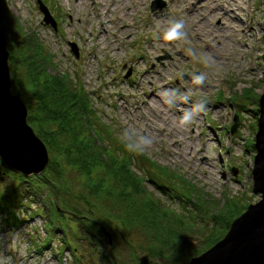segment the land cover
<instances>
[{
	"label": "rangeland",
	"instance_id": "rangeland-1",
	"mask_svg": "<svg viewBox=\"0 0 264 264\" xmlns=\"http://www.w3.org/2000/svg\"><path fill=\"white\" fill-rule=\"evenodd\" d=\"M40 1L56 29L44 23L39 0H0L7 47L35 40L49 59L50 74L68 75L90 95L105 146L135 159L132 170L146 181L147 196L158 199L161 210L146 217L147 196L135 195L127 203L133 202L137 213L145 208L140 219L127 214L125 205L102 203L103 194L89 196L75 170L57 174L58 152L47 146L52 167L44 177H25L0 160L2 195L13 193L20 201L16 218L8 216L7 207L0 211V253L13 264H139L145 254L154 264H189L261 198L253 193L252 171L264 92V0H160L165 6L155 11V0ZM171 19L185 21L190 44L154 38ZM189 46L213 58L203 86L192 82L206 69L186 54ZM165 88L190 92L189 101L169 107L159 95ZM201 97L208 100L207 111L181 128L184 110ZM235 116L241 125L231 134ZM132 128L155 138L142 156L129 154L120 143L121 132ZM121 147L125 153L118 152ZM142 159L151 162L146 171ZM153 170L167 172L173 184L167 194L148 182ZM213 213L223 219L215 222ZM107 216L113 223L105 237L94 223L103 224ZM147 220L158 223V232L144 231ZM207 241L213 244L208 247Z\"/></svg>",
	"mask_w": 264,
	"mask_h": 264
},
{
	"label": "trees",
	"instance_id": "trees-1",
	"mask_svg": "<svg viewBox=\"0 0 264 264\" xmlns=\"http://www.w3.org/2000/svg\"><path fill=\"white\" fill-rule=\"evenodd\" d=\"M8 50L11 53L10 68L13 78L17 81L23 100L29 109V124L37 128L39 136L48 147L58 152L56 158L58 164L55 166L57 174L62 176L75 170L81 180V185L87 189L89 196L96 197L103 194V199H100L102 203L113 202L115 205H125V208L129 209L127 214L131 216L136 214L141 219L145 208L137 213L133 202L127 203V201L130 199L134 201L133 196L135 195L146 194L147 196L149 192L144 184L146 181L132 170L131 164L133 160L135 161L134 158L128 159L125 155L116 156L113 150L110 151L105 146L104 135L100 129L97 130L93 121L95 112L90 95L68 75H51L47 67L49 59L43 54L40 43L35 40L27 41L26 39L19 44L10 43ZM118 152L125 153L123 147L121 150L118 148ZM106 162L110 163L111 168L106 166ZM149 162V159H142L139 163L141 169L145 170L144 165ZM49 167L52 166L49 165ZM45 173L41 176L44 177ZM167 176V172L165 175H160L153 170L148 177V182L156 190L167 194L169 188L173 187ZM5 196L0 190V211L7 207L8 216L11 219L16 218L13 210L20 204V201L14 198L13 193L6 198ZM81 198L85 197L81 195ZM188 200L191 201V198ZM3 202H8V204L2 206ZM143 202L149 212L146 217H152L156 208L161 210L160 201L151 195L145 197ZM91 203L94 204V202ZM108 206L114 208L112 205ZM187 206L188 204L185 208ZM168 212L171 213L170 209ZM206 215L210 217L209 214ZM211 217L215 222L221 219L217 213H213ZM108 218L109 216L105 218L103 224L94 223L95 227H102V229L112 227L113 222ZM145 224L149 228L144 231H149L151 234L152 230L158 232V223L147 220ZM211 239L210 236L209 241ZM207 243L208 247L213 244L208 241ZM152 252L158 253L154 250Z\"/></svg>",
	"mask_w": 264,
	"mask_h": 264
},
{
	"label": "water",
	"instance_id": "water-1",
	"mask_svg": "<svg viewBox=\"0 0 264 264\" xmlns=\"http://www.w3.org/2000/svg\"><path fill=\"white\" fill-rule=\"evenodd\" d=\"M164 6L165 3L155 0L152 10ZM39 8L44 15V23L56 29L57 24L50 10L40 0ZM7 45V37L0 26V160L5 168L25 177L39 176L49 166L50 153L46 143L29 124V109L13 78L10 68L11 54ZM72 48L78 57L77 46L72 44ZM240 125L238 116H235L231 134H235ZM255 149L253 193L259 195L260 200L250 204L232 222L222 240L192 258L189 264H264V92L259 99ZM103 231L105 237H108L106 229ZM109 240L112 243L111 237ZM139 264L154 262L145 254L140 257Z\"/></svg>",
	"mask_w": 264,
	"mask_h": 264
},
{
	"label": "clouds",
	"instance_id": "clouds-1",
	"mask_svg": "<svg viewBox=\"0 0 264 264\" xmlns=\"http://www.w3.org/2000/svg\"><path fill=\"white\" fill-rule=\"evenodd\" d=\"M154 38L157 41L162 40L167 43L183 41L186 44H190V35L183 19L169 20L163 31H158ZM186 54L198 60L206 69L192 76L193 84L203 86L208 78L207 69L212 67L209 61H212L213 58L209 54L200 52L191 46L186 49ZM159 95L163 102L169 107L176 106L177 102L180 100L187 103L190 98V92H181L179 88L162 89ZM207 105V98L201 97L195 100L191 107L185 109L182 116L179 118L180 127L186 128L190 126L201 113L207 111ZM120 143L129 154L142 156L154 146L155 138L149 134L140 133L135 128L124 129L120 134ZM0 264H13V259L11 256H5L0 253Z\"/></svg>",
	"mask_w": 264,
	"mask_h": 264
},
{
	"label": "bare ground",
	"instance_id": "bare-ground-1",
	"mask_svg": "<svg viewBox=\"0 0 264 264\" xmlns=\"http://www.w3.org/2000/svg\"><path fill=\"white\" fill-rule=\"evenodd\" d=\"M108 24V23H107Z\"/></svg>",
	"mask_w": 264,
	"mask_h": 264
}]
</instances>
